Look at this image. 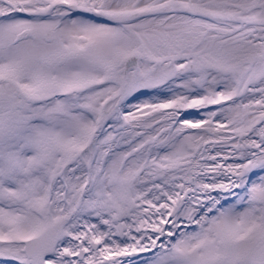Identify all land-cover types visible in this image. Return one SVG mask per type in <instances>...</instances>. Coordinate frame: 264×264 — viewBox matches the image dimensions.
Here are the masks:
<instances>
[{"label":"snow or ice","instance_id":"obj_1","mask_svg":"<svg viewBox=\"0 0 264 264\" xmlns=\"http://www.w3.org/2000/svg\"><path fill=\"white\" fill-rule=\"evenodd\" d=\"M0 264H264V0H0Z\"/></svg>","mask_w":264,"mask_h":264}]
</instances>
